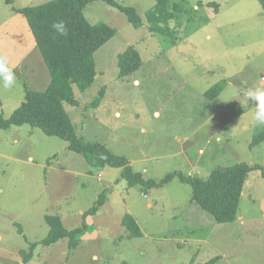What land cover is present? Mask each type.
Returning a JSON list of instances; mask_svg holds the SVG:
<instances>
[{
  "label": "rangeland",
  "instance_id": "rangeland-1",
  "mask_svg": "<svg viewBox=\"0 0 264 264\" xmlns=\"http://www.w3.org/2000/svg\"><path fill=\"white\" fill-rule=\"evenodd\" d=\"M47 1L0 0V56L16 77L11 88L0 80L3 117L22 102L25 87L42 90L49 81L28 24L16 11ZM115 1L134 7L142 25L133 27L124 13L103 0L84 8L90 23H106L115 33L93 53V83L84 91L74 86L78 105H64L77 135L125 156L134 171L155 181L175 170L206 178L213 169L237 162L264 169V140L250 146L264 125L253 118L254 102L245 103L248 89L264 88V11L259 1L169 0L182 3L183 11L168 21L165 34L147 21L157 0ZM210 3L217 4L216 11ZM128 46L136 48L141 65L121 78L117 56ZM219 82L222 90L210 99L206 92ZM101 89L97 106H89ZM216 144L222 151L214 153ZM67 146L28 124L0 129V264H188L192 258L197 262V248L210 252L207 241L197 242L194 236H203L206 229L197 226L207 225L211 216L191 200L189 184L175 176L160 187H127L120 168H100ZM101 194L104 204L88 222L82 214ZM262 197L264 178L252 168L237 215L240 211L254 220L242 226H250L246 234L232 237L241 244L232 245L220 264L264 261ZM126 213L138 222L141 236L126 237L120 224ZM46 215L59 216L67 229L86 221L87 236H80L70 251L68 238L39 243L24 262L31 243L48 234Z\"/></svg>",
  "mask_w": 264,
  "mask_h": 264
},
{
  "label": "trees",
  "instance_id": "trees-1",
  "mask_svg": "<svg viewBox=\"0 0 264 264\" xmlns=\"http://www.w3.org/2000/svg\"><path fill=\"white\" fill-rule=\"evenodd\" d=\"M4 1L6 4H11L13 0ZM93 1L95 0H48L35 6L16 9L28 24L50 78L42 90H30L25 87L24 99L11 114L8 117L0 114V129L23 124L39 128L48 136L65 140L69 150L85 156L88 162L98 164L100 168L104 166L120 168V178L126 182L127 187L136 184H141L144 188L160 187L176 176L180 182L190 185L191 200L206 211L215 222H233L237 217L243 185L249 172L252 168L259 169L264 178V169L261 165L251 167L245 162H237L224 169H213L206 178L194 177L175 170L155 181L145 179L141 172L134 171L125 156L110 152L102 143L84 142L77 135L64 105L65 103L73 107L78 105L74 97V86L79 91H84L93 83L96 75L93 53L115 33V30L106 23L92 24L86 19L83 10ZM103 1L116 6L125 14L127 21L133 27L138 28L142 25V20L134 7L122 5L115 0ZM157 1L154 10L148 12L147 21L151 23L152 30L165 34L164 29L167 28L168 21L183 11L182 3L170 4L169 0ZM258 1L264 11V0ZM210 4L216 11L217 4ZM60 22H63L66 34H61L53 27ZM167 35H171L172 39L173 33L170 34L168 31ZM116 65L118 76L123 78L138 70L141 57L134 46H128L118 54ZM221 90L222 82H219L211 86L206 95L212 99ZM102 95L103 89L89 106H97ZM260 133L251 141L250 146L264 140V130ZM104 201L105 196L101 194L97 202L85 210L82 214L83 218L95 214ZM45 220L49 226L48 234L42 240L31 243L30 253L25 255L24 262L30 259L32 250L39 243L50 245L61 238H68V250H73L78 246L79 238L87 228V224L83 222L82 225L67 229L57 215H46ZM121 224L126 230V237L142 235L132 214H124ZM215 260L216 258H211L203 262H194L192 258L188 264H214Z\"/></svg>",
  "mask_w": 264,
  "mask_h": 264
},
{
  "label": "crops",
  "instance_id": "crops-1",
  "mask_svg": "<svg viewBox=\"0 0 264 264\" xmlns=\"http://www.w3.org/2000/svg\"><path fill=\"white\" fill-rule=\"evenodd\" d=\"M153 113H154V115H158L159 114L157 111H154ZM220 141H221V138L217 137L216 138V142H220ZM216 147L219 148V144H216L215 148ZM217 148L215 149L216 151H214V153L222 151L220 149L217 150ZM198 151L200 153H202L204 151V148L203 147H199ZM261 199H264V198L262 197ZM90 216H92V215H87L86 220L88 219V222H90V219H89V218H91ZM253 220L254 219L251 218L250 216L248 217L244 213L239 211L236 219L233 222H230V223H217L211 217L210 219H207V221L209 222L207 225H204V226L198 225L197 226L198 229L205 228L206 232L203 233V236H199V235L194 236V237H196L194 239L197 242H205V241H207V244L205 246H207L209 248L210 252H207L205 249L197 248V250H196V255L197 256H195L196 259H198L197 262H203V261H206V260L211 259V258H216L214 264H220V262H222L224 259L227 260V257L231 254L229 248L232 245L241 244V240L239 238L238 239H234L232 237L237 235L240 231H242L241 232L242 234L243 233L246 234L249 231L250 226H248V230H244L242 228V226L243 227L247 226L248 222H251V221L253 222ZM85 223H86V221H85ZM120 224H121V222H120ZM121 226H122V224H121ZM229 226H234V227H233V229H231ZM239 228H242V229H239ZM85 233H87V228L82 233V235H83V236L81 235L82 238L84 236H87V234H85ZM191 234L193 236L194 232H192ZM249 234H251V233H249ZM259 234L264 236V230L259 231ZM251 235L253 237H255L253 234H251ZM203 238H205L206 240L203 239ZM254 264H259V263H254ZM261 264H264V261L261 262Z\"/></svg>",
  "mask_w": 264,
  "mask_h": 264
},
{
  "label": "clouds",
  "instance_id": "clouds-1",
  "mask_svg": "<svg viewBox=\"0 0 264 264\" xmlns=\"http://www.w3.org/2000/svg\"><path fill=\"white\" fill-rule=\"evenodd\" d=\"M54 28L57 29L61 34H66L65 29L63 27V22L57 23L53 25ZM0 80L3 82L4 88H11L15 82L16 77L15 74L8 66V60L6 57L0 56ZM246 100L254 102V120L258 125H264V88H251L248 89L245 93Z\"/></svg>",
  "mask_w": 264,
  "mask_h": 264
}]
</instances>
